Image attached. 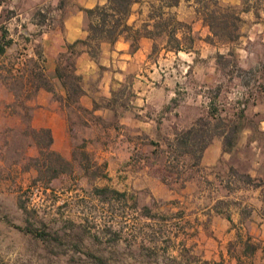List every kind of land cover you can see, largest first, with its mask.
Wrapping results in <instances>:
<instances>
[{
    "label": "rangeland",
    "instance_id": "374dc122",
    "mask_svg": "<svg viewBox=\"0 0 264 264\" xmlns=\"http://www.w3.org/2000/svg\"><path fill=\"white\" fill-rule=\"evenodd\" d=\"M168 1L152 0L149 4L152 13L163 12L161 18L156 17L163 22V31L154 36L151 59L155 65L169 69L162 86L166 90L159 93L153 88L151 103L157 109L162 93H175L167 115L169 135L159 132L156 143L150 145L140 134L136 138L141 149L138 152L106 153L104 144L115 141L107 132L112 122L83 114L100 128L103 138L94 141L80 115L73 113L69 124L72 153L63 155L73 159L72 171L34 184L32 158L39 152L36 139L41 143L46 140L43 136L34 138L29 128H34L30 120L32 88L39 79H0V264L262 263L261 256L249 249L254 244L264 248V242L243 238L241 226L231 219L238 207L245 215L248 211L247 204H242L247 195L240 191V184L246 183L249 161L245 157L251 152L241 145L240 130L245 126L254 129L256 140L264 147V134L255 128L257 113L251 112L252 104L264 98V42L245 38L251 27L246 25L250 20L242 15V8L250 7L252 18H264V0H241L239 4L217 0L220 6H231L240 15L235 22L238 37L232 41L204 37V32L195 30L196 15L189 8L195 0H178L182 4L176 10H159ZM7 8L5 3L2 20L10 14ZM263 26L255 29H264ZM171 30L190 55H166L162 50L165 34ZM168 36L167 46L173 47L177 43L170 33ZM242 49L249 51L247 68L240 63L239 56L245 55ZM219 53L228 56L219 58ZM5 60L0 59V66L13 62L12 58ZM34 63L27 62L28 69L36 71ZM187 65H195L197 70L184 76L180 70ZM152 76L156 79L157 74ZM132 78L118 88L114 100L126 110L125 115L133 98ZM55 94L60 100V94ZM193 98L200 104L194 106ZM204 103H209V109H215L217 115L209 120L212 132L228 131L230 125L237 124L232 143L224 146L229 155L220 159L213 170L206 169L190 152L177 153L174 145L175 136L187 129L185 121H193L200 109L198 118L203 120L198 129H204L200 125L208 119ZM247 107L251 109L246 113ZM122 110L115 111L114 121L123 114ZM150 111L157 116L160 112ZM124 127L123 134L130 136ZM51 148L55 150L52 145ZM99 188L107 192L98 196L95 190Z\"/></svg>",
    "mask_w": 264,
    "mask_h": 264
},
{
    "label": "crops",
    "instance_id": "0c3cea01",
    "mask_svg": "<svg viewBox=\"0 0 264 264\" xmlns=\"http://www.w3.org/2000/svg\"><path fill=\"white\" fill-rule=\"evenodd\" d=\"M149 1L152 0H140L132 4L127 23L133 25V30L142 27L144 22L148 23L149 29L152 28L154 18H149L151 12ZM220 1L230 4L241 3V0ZM5 3L10 14L2 20ZM106 3L107 0H3L0 2V26L2 25L6 30L5 38L10 40V44L4 46L0 59H4L6 62L5 59L12 58L14 65L24 73L23 79H28L31 70V68L28 69L26 63L29 61L36 62L38 64L37 69L47 77L50 85L52 84L50 89L39 87L34 93L30 103L32 106L30 120L34 128L50 129L53 148L66 157L72 153L69 141V124L74 118L73 113L80 115L85 123L87 133L92 131L91 137L94 141L103 138L100 135V128L93 125V122L83 114H92L105 122H112L108 124L107 132L115 141H108V144H104L106 146L97 142L99 147L107 148L106 153L111 155L135 153L141 150L139 144L136 143V138L140 134H143L142 137L148 140L150 145L156 143L159 132L162 135L166 132V137L169 135L167 115L172 109L169 102L174 98L175 93L171 91H169L170 95L162 93L163 98L157 109L151 103L153 102L151 100L153 88H157L159 93L161 90H166L162 86L166 82V75L169 73L168 68H162L152 62L154 37L141 35L135 48L131 46V32L120 34L114 42L102 39L97 58H93L84 47H80V52L75 57V67L76 73L81 76L80 84L83 94L76 103L68 101L66 90L55 75L58 55L65 50V45L87 35L84 9ZM181 4L182 2L178 3V6L167 8L176 10ZM193 6H189V8L193 9L192 13L196 15L193 21L197 25L195 30L204 32V37H210L212 34L200 13L197 12L196 3ZM242 15L250 20L246 22V25L251 27L247 29L245 38L248 41L261 39L264 42V29H255L257 26L264 25V18H252L254 16L252 8L243 11ZM24 18H27L28 21H24ZM180 19L182 20L183 17ZM253 30L256 32L252 33ZM165 35V39L162 41V50L166 51V55L168 53L190 55L191 52H185L186 50H183L181 45L178 50L167 46L169 31ZM177 38L180 39L178 36ZM37 51L40 52V57L36 53ZM241 51L245 52V55L241 53L239 56L241 66L247 68L250 64L249 51L244 49ZM213 60L215 61V57ZM37 69L36 71H38ZM187 69L189 70L187 71ZM213 69H216L215 65ZM196 70L195 65H187L186 68L180 70V73L185 76L194 73ZM153 74H157L156 79L152 76ZM128 77H133L130 87L133 98L132 101L130 100L129 113L125 115L127 114L126 110H122V106L114 104V100L118 88L126 82ZM208 84L210 83L208 82ZM56 92L60 94V100L55 97ZM191 103L197 106L200 104V100L193 98ZM209 105V103H204L203 110L210 120L213 117ZM154 106L157 107V105ZM117 107L124 112L123 114L121 112L114 121L112 118L115 111H118ZM251 108L247 107L245 112L247 113L251 109V112L257 113L255 128L258 133L264 134V98L253 103ZM150 109H154L155 112L160 110L159 115L153 114ZM200 110L197 112V117L192 116L193 121H190L189 124L185 121L186 128L192 126L196 119L201 116ZM125 125L131 133L130 136L123 134ZM253 130L251 127L245 126L239 134L241 145H244V148L248 147L251 152L250 156L245 157V159L249 161L246 174L252 178V184L245 182L240 184V191L247 195L242 204H247L248 211L245 215L241 208H236L231 220L234 224L241 226L239 232H242V236L243 233L245 234L243 238L264 242V147L256 140ZM223 140L224 134H214L203 149L199 161L206 169L213 170L220 163V159L229 155L224 150ZM231 177L233 178V176ZM227 178H230V175ZM225 224L226 228L230 227L229 221ZM233 227L236 229L235 225ZM234 228H231L230 231L232 232ZM255 251L261 256V264H264V248L258 247Z\"/></svg>",
    "mask_w": 264,
    "mask_h": 264
},
{
    "label": "trees",
    "instance_id": "16d2710c",
    "mask_svg": "<svg viewBox=\"0 0 264 264\" xmlns=\"http://www.w3.org/2000/svg\"><path fill=\"white\" fill-rule=\"evenodd\" d=\"M140 0H107V3L104 5H96L92 8L84 9L86 15V31L87 35L84 38L77 39L73 43L65 45V50L60 52L58 55L57 65L55 68V75L61 81L62 86L66 90V98L72 103H76L79 97L83 94L81 88V76L76 73L75 67V57L80 52V48L84 47L90 56L95 58L99 53V45L102 39H107L110 42H114L120 34L124 32H131V46L135 48L138 45V40L141 35H147L154 37L156 35L162 34L163 22L160 20L157 21V16L161 18L162 11H156L158 13L150 12L149 18H154L153 28H148V23L144 22L142 27L133 30V25L127 23L128 16L131 13V6L135 2ZM163 1V0H160ZM195 3L199 5L197 10L204 22L208 25L212 36L225 37L229 41L238 37V34H235L237 29L236 21L240 20V15L235 9L231 6L222 7L218 4L217 0H195ZM178 4V0H170L159 6V10H162L163 7H172ZM214 6V9H209L210 6ZM161 8V9H160ZM250 7L242 8V11L249 10ZM1 35H0V54L4 51V46L10 44V40L6 39V30L1 25ZM170 38H174L176 45L173 49H180L179 39L174 35V31H169ZM38 56L40 57V52L37 51ZM228 55L218 54V57H227ZM65 59V63H63ZM34 63V62H33ZM34 67L37 69L38 64L35 62ZM38 70V69H37ZM28 79L36 78L39 79V82L34 85L32 91H35L39 87H45L50 89V83L47 77L41 71L30 70ZM24 73L14 65L13 62H10L8 66H0V79L1 80H18L23 79ZM215 110V109H214ZM211 108V115L216 119L217 115L215 111ZM244 113L242 108L240 111V116ZM203 120L198 118L195 124L187 128L185 131H181L180 135L175 136V150L179 154L183 153H192L195 155L196 160L199 161L202 155V151L207 145V143L212 139L214 134L220 135L224 134V146L229 145L233 141V134L237 131V124L230 125L231 128L227 130H222L220 132H212L210 130V121L205 119L202 130L198 129L199 122ZM31 134L35 137H45V142L41 143L36 139V142L39 146L38 155L32 158L33 168L36 171V175L32 179V182L36 184L42 180L46 182L50 181L53 178L58 177L59 175L68 173L72 171L73 168V159H67L59 152L51 148L52 145V135L51 131L48 128H39L34 129L29 127ZM211 132H210V131ZM41 139V138H40ZM246 183L252 184V178L248 175H245ZM107 192L106 188H99L95 190L96 195L105 194ZM249 249V246H247ZM257 249V245L254 244L249 252L253 253Z\"/></svg>",
    "mask_w": 264,
    "mask_h": 264
}]
</instances>
